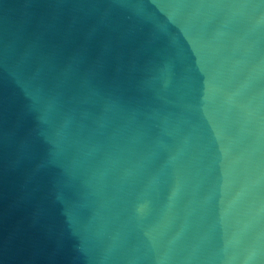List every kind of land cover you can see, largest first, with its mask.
Returning <instances> with one entry per match:
<instances>
[{"label":"water","instance_id":"water-1","mask_svg":"<svg viewBox=\"0 0 264 264\" xmlns=\"http://www.w3.org/2000/svg\"><path fill=\"white\" fill-rule=\"evenodd\" d=\"M0 264H264V0H0Z\"/></svg>","mask_w":264,"mask_h":264}]
</instances>
